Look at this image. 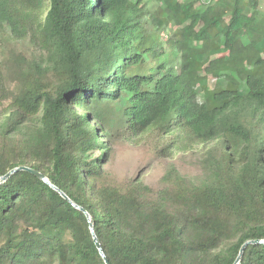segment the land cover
Returning <instances> with one entry per match:
<instances>
[{
  "label": "trees",
  "instance_id": "trees-1",
  "mask_svg": "<svg viewBox=\"0 0 264 264\" xmlns=\"http://www.w3.org/2000/svg\"><path fill=\"white\" fill-rule=\"evenodd\" d=\"M260 2L0 0V30L42 53L23 61L17 92L1 85L17 95L0 108V177L45 175L89 213L109 264H235L264 241ZM169 29L181 49L147 45L146 31ZM223 51L211 87L203 72ZM117 136L163 157L210 145L204 177L171 169L158 191L117 187L104 169ZM0 264L106 263L84 213L19 171L0 183ZM239 264H264V244Z\"/></svg>",
  "mask_w": 264,
  "mask_h": 264
},
{
  "label": "rangeland",
  "instance_id": "rangeland-1",
  "mask_svg": "<svg viewBox=\"0 0 264 264\" xmlns=\"http://www.w3.org/2000/svg\"><path fill=\"white\" fill-rule=\"evenodd\" d=\"M148 6L154 7L155 0H147ZM210 1V0H203ZM246 4V1H245ZM260 11L264 12V0L260 2ZM173 29H169L166 33L154 36L151 31H146L148 39L147 45L153 47L156 51L166 48L168 51L174 49L179 50L181 46L175 47L168 42L169 36ZM225 33L234 34V29L225 31ZM190 48L185 45L184 49ZM41 51L35 47L30 37H16L8 30H0V108H7L9 103L5 101L6 96L10 97L14 92L5 94L1 90V85L5 88L10 86L13 91L17 92L20 84H25L21 77V71L25 69L23 61H33L41 58ZM228 51L212 59L211 66L204 70L203 76L207 78L211 87H217L221 81L217 79L214 68L221 64L228 56ZM153 56H147L148 60H152ZM8 86H7V85ZM208 146L197 147L192 151L173 150L171 154L163 157L154 148L152 140L146 137L136 139H127L117 136L112 139L110 155L105 165L106 180L120 188L127 187L133 180L138 179L144 185L153 191L162 188V178L171 169H175L179 174L188 177L194 181H199L204 177V172L200 162Z\"/></svg>",
  "mask_w": 264,
  "mask_h": 264
},
{
  "label": "water",
  "instance_id": "water-1",
  "mask_svg": "<svg viewBox=\"0 0 264 264\" xmlns=\"http://www.w3.org/2000/svg\"><path fill=\"white\" fill-rule=\"evenodd\" d=\"M19 171H27V172H30L32 174H34L35 176H37L39 179H41L43 182H45L47 185H49L52 189H54L55 191H57L65 200H67L74 208L80 210L82 213H84V215L86 216L87 220H88V223H89V226H90V231H91V234L93 236V240L95 242V245L100 253V255L102 256V258L104 259L105 263L106 264H109L107 258H106V255L101 247V244L100 242L98 241L97 239V236L95 234V230H94V224L92 222V219H91V216L89 215V213L82 207L78 206L77 204L73 203L69 197L64 193L62 192L59 188H57L56 186H54L53 184L50 183V181L46 178L45 175H43L42 173L34 170V169H31V168H28V167H18V168H15V169H12L11 171H9L7 174H5L4 176L0 177V183L1 182H4L6 181L7 179H9L13 174L19 172ZM264 244V241L262 240H252V241H248L246 242L245 244H243V246L241 247L240 249V252H239V256L235 262V264H239L246 248L250 245H262Z\"/></svg>",
  "mask_w": 264,
  "mask_h": 264
}]
</instances>
